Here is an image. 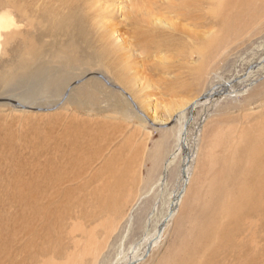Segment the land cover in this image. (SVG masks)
<instances>
[{
  "label": "rangeland",
  "instance_id": "1",
  "mask_svg": "<svg viewBox=\"0 0 264 264\" xmlns=\"http://www.w3.org/2000/svg\"><path fill=\"white\" fill-rule=\"evenodd\" d=\"M220 1L226 9L214 14L199 11L195 0H0V200L31 173L34 143L58 137L75 117L109 133L94 168L113 154V173H103V182L110 181L106 192L128 201L119 217L112 214L117 202L107 203L111 208L104 211L111 216L97 221L108 223L71 248L73 264H126L142 255L183 187L186 154L197 194L207 187L238 188L233 179L241 170L202 174L209 157L203 156L204 135L219 128L242 148L245 127L258 123L264 111V74L254 79L262 87L257 95L255 85L235 83L242 94H220L196 106L186 127L188 148L166 167L192 102L226 80L244 77L264 58V10L251 7L259 14L250 17L237 0ZM255 1L262 7L264 0ZM222 15L232 26L247 28L235 33ZM221 149L216 146V163L241 162L216 155ZM114 178L119 187H113ZM95 224L84 222L88 229ZM170 236L153 247L148 264L156 263Z\"/></svg>",
  "mask_w": 264,
  "mask_h": 264
},
{
  "label": "bare ground",
  "instance_id": "2",
  "mask_svg": "<svg viewBox=\"0 0 264 264\" xmlns=\"http://www.w3.org/2000/svg\"><path fill=\"white\" fill-rule=\"evenodd\" d=\"M237 2L238 7L245 5L243 11L250 17L264 10V2L262 7L260 4L256 6L255 0ZM220 3V0H195V5L202 6L199 11L214 14L226 7ZM251 7L259 9V13ZM224 16L221 20L235 33H240L246 27L243 24L232 26L228 17ZM102 49L107 52L103 46ZM259 74H264V58L252 65L244 77L226 80L192 102L189 107L191 116L187 115L182 122L176 149L167 159V169L175 155L182 154L188 148L186 127L192 120L196 106L214 100L220 94H242L235 86L237 83L245 87L255 85L253 95L259 94L261 84H258L259 80H254ZM258 116V123L245 127L240 150L234 147V137L227 135L226 138L219 128L208 130L204 135L206 145L202 147L203 156L206 154L209 157L203 159L202 174L210 175L209 169L212 176H221L226 169L229 173L232 168L234 171L241 170L242 173L236 174L233 179L238 188L227 192L225 189L207 187L202 189L205 192L203 196L197 194V184L190 175L191 156L186 154L182 166V189L173 194L164 220L158 225L154 237L148 240L145 252L127 261L128 264H148L152 261L153 247L161 241L162 247L167 234L171 236L155 264H261L264 255V111ZM108 135L105 131L102 133L99 126L95 129L86 120L75 117L58 137L41 139L37 131L33 132V136L40 140L34 143L32 171L28 176L20 173L22 176L15 185L4 191L0 200V264H73L75 253L71 248H77L84 237L92 236L98 227L104 228L108 223L104 220L98 222L103 216H111V212L104 211L107 207L111 208L107 203L112 201L113 205V201L117 202L112 212L114 216L124 212L128 201H117L116 196H109L106 191L110 181L103 182V173L110 170L113 173V154L105 159L101 167L94 168L99 157H104L101 155L104 152V144L100 148L101 139ZM217 138L220 143L216 142ZM216 146L222 147L216 155H223L231 161L239 157L241 162L233 167L216 163V159L213 160ZM112 185L119 187L120 183L114 178ZM209 193L210 197H204ZM195 197L198 202L194 204ZM96 221L100 224L97 225ZM84 222L96 223L97 226L92 225L93 228L88 229ZM77 234L81 236L76 237Z\"/></svg>",
  "mask_w": 264,
  "mask_h": 264
}]
</instances>
